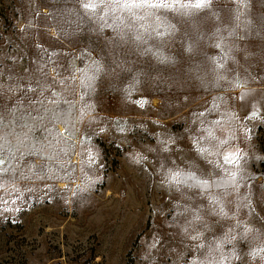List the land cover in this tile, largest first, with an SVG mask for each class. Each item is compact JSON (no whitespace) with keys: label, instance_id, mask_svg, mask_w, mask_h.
I'll use <instances>...</instances> for the list:
<instances>
[{"label":"rangeland","instance_id":"374dc122","mask_svg":"<svg viewBox=\"0 0 264 264\" xmlns=\"http://www.w3.org/2000/svg\"><path fill=\"white\" fill-rule=\"evenodd\" d=\"M98 2L0 0V264H261L264 0ZM193 140L249 159L220 177Z\"/></svg>","mask_w":264,"mask_h":264},{"label":"clouds","instance_id":"9594fccd","mask_svg":"<svg viewBox=\"0 0 264 264\" xmlns=\"http://www.w3.org/2000/svg\"><path fill=\"white\" fill-rule=\"evenodd\" d=\"M193 5L194 4L187 6L194 7ZM152 7L170 8L171 4L164 3L163 0H112L111 3L107 2V0H99L94 9L86 7L85 9L88 13L94 12L96 17L99 18L101 12H104L105 15L112 12L113 10L128 11L131 13L133 9ZM138 19H142V17H138ZM157 35L161 34L157 33ZM137 39H139V37H137ZM218 67H223V65H218ZM142 99L147 100L148 98L142 97ZM136 106L141 108V110H143L145 107V105L143 104H137ZM204 114V112H201L202 116ZM211 124H213L214 126H220L221 121L219 119H215L211 121ZM101 131H103V129H101ZM208 136L211 140L216 139V137L211 131H209ZM226 143V140H220L216 144L209 147L202 146L201 143L193 140L191 144V150L206 164L211 165L217 171V173H219L220 177L229 176L234 179L239 168L244 164L247 159H249V157L248 153L241 148L225 147ZM101 147H103L102 144ZM144 159L147 158L145 157ZM251 159H254L257 163L264 162V154H260L259 152H257V154ZM135 162L140 163L141 161L139 159H136ZM96 163L99 165V167H103V165L100 164L99 161H96ZM169 180L170 182L174 183H187L189 180H191L193 185L201 188L202 191L206 189L211 183L208 179L198 178L195 173H188L187 175H184L182 177L181 172L179 171L173 172L169 177ZM208 200L209 204H214L216 206L214 211L218 210V214L221 217L227 216V212L223 203L217 197L209 196ZM247 230L251 231V226H249ZM195 238L196 237H193V239ZM261 252H264V247L260 248L259 251L254 248L250 255L253 260L259 257L261 264H264V255H260Z\"/></svg>","mask_w":264,"mask_h":264},{"label":"snow or ice","instance_id":"6c2138e0","mask_svg":"<svg viewBox=\"0 0 264 264\" xmlns=\"http://www.w3.org/2000/svg\"><path fill=\"white\" fill-rule=\"evenodd\" d=\"M203 3H204V0H196V2L194 3L193 6L196 7V8H199V7H201L203 5ZM85 7L86 8H92L93 5L91 3H89V4H86Z\"/></svg>","mask_w":264,"mask_h":264},{"label":"bare ground","instance_id":"6f19581e","mask_svg":"<svg viewBox=\"0 0 264 264\" xmlns=\"http://www.w3.org/2000/svg\"><path fill=\"white\" fill-rule=\"evenodd\" d=\"M59 187H64L65 186V184L64 183H59V185H58Z\"/></svg>","mask_w":264,"mask_h":264}]
</instances>
